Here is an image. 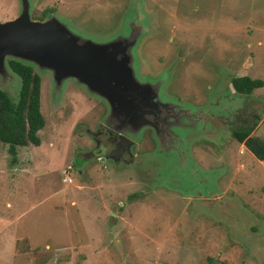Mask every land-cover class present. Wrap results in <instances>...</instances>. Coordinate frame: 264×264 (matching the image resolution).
<instances>
[{
    "label": "rangeland",
    "instance_id": "1",
    "mask_svg": "<svg viewBox=\"0 0 264 264\" xmlns=\"http://www.w3.org/2000/svg\"><path fill=\"white\" fill-rule=\"evenodd\" d=\"M46 9L102 42L140 16L136 75L176 120L135 121L121 132L132 159L101 160L89 132L105 126L104 103L68 79L53 105L51 72L30 67L45 123L15 161L0 143V264H264V159L233 137L264 142V0H32L31 19ZM18 11L0 0V21ZM240 76L263 81L249 113L223 97L212 112Z\"/></svg>",
    "mask_w": 264,
    "mask_h": 264
},
{
    "label": "water",
    "instance_id": "2",
    "mask_svg": "<svg viewBox=\"0 0 264 264\" xmlns=\"http://www.w3.org/2000/svg\"><path fill=\"white\" fill-rule=\"evenodd\" d=\"M18 2L17 16L0 21V90L3 93L17 90L18 94L21 86L20 78L6 63L10 58L35 68L37 73L51 72L55 84L50 89L53 105L60 101L61 85L66 80L72 79L83 86L87 94L106 106L105 126L119 133L135 121L155 129L161 126V118L165 125L175 123L176 114L170 113V108L159 111L155 100L159 90L148 83L142 84L136 75L135 51L146 31L140 16L134 19L127 15L126 28L102 42L103 39L99 41L71 33L54 14L43 20L31 19L32 0ZM181 113L179 120L184 118V109ZM166 142L162 141L161 146Z\"/></svg>",
    "mask_w": 264,
    "mask_h": 264
},
{
    "label": "trees",
    "instance_id": "3",
    "mask_svg": "<svg viewBox=\"0 0 264 264\" xmlns=\"http://www.w3.org/2000/svg\"><path fill=\"white\" fill-rule=\"evenodd\" d=\"M46 9L36 19H43ZM11 71L21 81L18 92V100L13 102L0 90V143L7 146V152L15 161L16 148L26 146H38V132L44 127V117L40 113L39 94L40 78L32 69L19 62L8 61ZM231 86L240 93H251L254 89L263 86L260 79H252L248 76H240L231 80ZM250 131L243 130L233 132L237 142L242 143L245 148L257 159H264V142L249 136Z\"/></svg>",
    "mask_w": 264,
    "mask_h": 264
},
{
    "label": "flooded vegetation",
    "instance_id": "4",
    "mask_svg": "<svg viewBox=\"0 0 264 264\" xmlns=\"http://www.w3.org/2000/svg\"><path fill=\"white\" fill-rule=\"evenodd\" d=\"M48 14V12H47ZM52 14V13H51ZM237 78V77H234ZM232 78V79H234ZM231 79V80H232ZM231 80L228 84V89L225 90L226 87L224 85H221V87H225L214 100L210 103V109L215 110V113H218V111L221 109L220 106H215L218 101H220V98L226 99L227 103L225 104L229 109H239V111L244 112L245 114L249 113V110L251 109V93L255 90H253L251 93H240L236 91L232 86H231ZM261 88V87H260ZM258 89V88H257ZM217 107V108H216ZM218 109V111H217ZM230 114V111H228ZM220 118V117H219ZM245 130V129H244ZM243 131V130H241ZM91 137L94 140L96 150L102 153L104 156V160H110L113 163H119V162H126V158L129 160L132 159V154L130 152L131 146L133 143L130 141L129 138H127L124 134L119 133L117 130L114 131L110 128H107L106 126L102 125L100 126L95 132H89Z\"/></svg>",
    "mask_w": 264,
    "mask_h": 264
},
{
    "label": "built area",
    "instance_id": "5",
    "mask_svg": "<svg viewBox=\"0 0 264 264\" xmlns=\"http://www.w3.org/2000/svg\"><path fill=\"white\" fill-rule=\"evenodd\" d=\"M69 169V168H68ZM66 172V171H65Z\"/></svg>",
    "mask_w": 264,
    "mask_h": 264
}]
</instances>
